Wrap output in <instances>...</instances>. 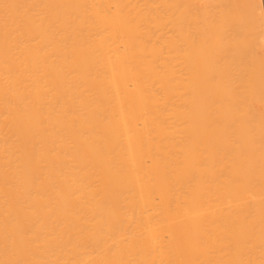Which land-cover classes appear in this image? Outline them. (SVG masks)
<instances>
[{
  "label": "bare ground",
  "instance_id": "6f19581e",
  "mask_svg": "<svg viewBox=\"0 0 264 264\" xmlns=\"http://www.w3.org/2000/svg\"><path fill=\"white\" fill-rule=\"evenodd\" d=\"M0 264H264V0H0Z\"/></svg>",
  "mask_w": 264,
  "mask_h": 264
},
{
  "label": "rangeland",
  "instance_id": "374dc122",
  "mask_svg": "<svg viewBox=\"0 0 264 264\" xmlns=\"http://www.w3.org/2000/svg\"><path fill=\"white\" fill-rule=\"evenodd\" d=\"M126 2L138 3V4H161L164 2H171L172 0H125Z\"/></svg>",
  "mask_w": 264,
  "mask_h": 264
}]
</instances>
